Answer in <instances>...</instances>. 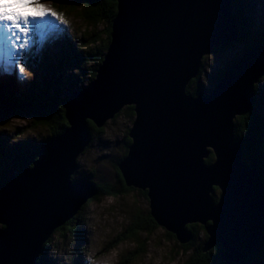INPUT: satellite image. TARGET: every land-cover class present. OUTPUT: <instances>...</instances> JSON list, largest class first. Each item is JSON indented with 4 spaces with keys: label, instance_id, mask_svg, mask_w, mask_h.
<instances>
[{
    "label": "water",
    "instance_id": "obj_1",
    "mask_svg": "<svg viewBox=\"0 0 264 264\" xmlns=\"http://www.w3.org/2000/svg\"><path fill=\"white\" fill-rule=\"evenodd\" d=\"M118 3L96 79L65 105L68 128L2 190L0 264H40L55 232L99 195L96 184L73 180L92 143L89 123L101 129L127 107L133 142L119 170L127 187L148 193L156 223L182 245L194 239L188 226L200 224L204 251L221 246V263L264 264V180L235 137L236 118L254 110L264 44L245 50L210 94L194 96L187 89L204 58L246 36L235 0Z\"/></svg>",
    "mask_w": 264,
    "mask_h": 264
},
{
    "label": "rangeland",
    "instance_id": "obj_2",
    "mask_svg": "<svg viewBox=\"0 0 264 264\" xmlns=\"http://www.w3.org/2000/svg\"><path fill=\"white\" fill-rule=\"evenodd\" d=\"M42 2L57 15L63 14L67 23L61 24L55 17H49L48 19L53 22L51 26L46 25L39 31H32L29 37L30 44L23 50L24 54L18 57L20 63L13 65L12 56L6 51L0 50V80L4 77L15 78L26 91L33 87L32 89L40 96L39 99L42 100V103L47 102L46 99L54 100L49 103L60 108L59 106L65 99L66 105L70 96L80 91L83 85L86 87L91 85L96 79L89 81V74L83 76L78 61L74 57L73 49V46L78 48L83 42L87 43L83 36L92 29L83 18L86 14L83 8L75 6V10L67 8L62 11L57 7L58 4L54 3L57 6L53 5V0H42ZM242 6L247 7L246 10L249 9L252 20L249 23V19H242L241 25L250 34L258 35L261 29H264V0H249V2L242 0ZM106 23H99L93 29L103 32L107 27ZM242 38L239 37L231 49L216 51L204 58V67L201 68V74H199L200 87L203 92L210 94L218 85L223 70L231 68L235 60L243 57L249 43L247 35ZM87 45L89 43L83 44V46ZM17 49H19V45H17ZM21 63L25 68L24 73L20 72ZM93 65L91 63L87 67L91 69ZM80 77H83V83L77 81ZM192 82L188 89L193 87ZM17 93L21 95L24 91ZM18 97L22 98V96ZM261 99L264 104V77L256 84L255 91V100ZM243 117H237L235 122L240 124ZM134 121L135 117L130 118L125 112H122L119 118L108 122L103 127L105 131L102 137L95 136V140L92 138L89 148L78 159V168L74 175L75 182L86 181L93 172L97 182L105 181L119 187L120 190L122 189L118 182V170L114 166L120 158L125 156V150H128L129 153V147L127 148L125 140L129 138L131 143L133 142L128 133L130 134ZM238 129L240 128L238 127ZM0 133L7 136V141L10 144L24 140L41 143L50 134L43 123H40L39 119L33 115L15 119L10 124L0 125ZM215 161V154L212 153L206 162L211 165ZM8 167L12 179L22 173L11 164ZM120 193L119 196L114 197L101 195L102 197L99 198L98 196L89 206L83 208L76 216L77 221H75L79 229V237L75 234L68 235L67 232L65 234L64 230L55 232L49 251L51 264L189 263L195 253H186L182 248L183 245L177 239L170 237L168 235L170 232L161 226L158 229L155 227L152 233H142L140 243L133 239L126 240L125 236H129L134 215H140L142 219L149 220L151 205L148 195H145L142 190L125 191L123 189ZM220 194H222L221 189L216 187L213 194L214 199L219 201ZM1 228L0 225V230ZM198 229L200 231L197 239L195 238L196 245L205 242V248L209 237L207 239L208 235L204 226L199 224ZM119 237L120 240L117 239ZM115 243L118 246L112 249L111 247ZM137 251L140 252V255L136 254Z\"/></svg>",
    "mask_w": 264,
    "mask_h": 264
},
{
    "label": "trees",
    "instance_id": "obj_3",
    "mask_svg": "<svg viewBox=\"0 0 264 264\" xmlns=\"http://www.w3.org/2000/svg\"><path fill=\"white\" fill-rule=\"evenodd\" d=\"M52 1V0H51ZM239 1V4H238ZM249 2V0H247ZM238 5L237 9L240 13L241 20L249 19V23L252 20L249 9V4L247 7L242 6V0H235ZM53 5L58 4L57 7L61 8L62 11L64 9L70 8V10H75L76 7L83 8L86 11L85 17H83L87 25L92 29L84 34L83 38L87 41V43H82L78 48L73 46L76 61H78L79 69L83 72V76H88V80H94L97 77L98 68L104 61L105 55L108 51V48L111 43L112 36V27L115 18L118 14V0H53ZM55 3V4H54ZM76 6V7H75ZM244 15L247 17H244ZM243 21V20H242ZM107 22V27L103 32L98 31V29H93V27L97 26L99 23ZM247 38L251 41V45H248L246 48V52L249 51L253 46H255L258 42L259 44H264V29L259 32L258 35H252L246 31ZM244 38V37H243ZM242 38V39H243ZM87 46H83V44H88ZM97 45V47H95ZM218 51H227L225 48L217 49ZM216 50V51H217ZM93 63V67L90 69L87 66H90ZM204 64L202 66V69ZM230 68H226L221 73L219 80L223 77V75ZM201 74V73H200ZM79 77V76H78ZM77 77V78H78ZM83 77L77 79L80 83H83ZM193 87L188 89V92L194 96H198L200 91L203 89L200 87V75L193 82ZM85 84V83H84ZM82 86V85H81ZM196 87V88H195ZM33 88V87H32ZM29 89L26 91L22 84L15 78H3L0 80V125L10 124L13 120L27 117L29 115H33L39 119L40 123H43V126L49 131L48 137L42 140L41 143H37L35 141H19L14 142V144H10L7 141V136L5 134L0 133V195L2 193L5 185L12 179L10 174L9 165L11 164L14 168L22 172L26 168L33 167V162L38 158V151L43 147L44 144L47 143L48 140L57 137L64 133V131L68 128L69 124L65 117V102L57 108V106H53V104L47 102L42 103L40 96L33 89ZM35 88V87H34ZM86 86L83 85L82 89H85ZM24 91L23 94L19 95L17 92ZM25 95V97H24ZM18 96H22L19 98ZM130 118L135 117V112L133 107H127L123 110ZM121 114V113H120ZM119 115L116 116L115 119L119 118ZM242 119V118H241ZM235 137L238 142L244 143V162L247 166L252 168H257L261 176L264 180V104L262 103V99L255 102L254 110L252 113L243 117L240 124L235 122ZM238 127L240 129H238ZM90 133L92 135L93 140L96 139L95 136L102 137L104 134V128H98L94 123H89ZM129 135V133H128ZM125 144L127 148L129 144L131 145V141L129 138H126ZM125 146V147H126ZM124 147V148H125ZM125 156L120 158V160L115 163L114 166L118 172L119 184L121 186V190L119 187H116L107 182H97L95 180V173H91L90 178L84 182H92L99 187V198L102 196H119L123 189L126 191L134 190V188H129L126 186V183L123 179V176L119 170V165L121 161L127 157L128 150H125ZM13 168V169H14ZM74 180V177H73ZM80 183V182H76ZM102 195V196H101ZM145 195H148L145 192ZM98 196L94 199L96 200ZM94 200L89 201L86 206H89ZM85 209V208H84ZM133 222L131 224L129 236H125L127 239H133L136 242H141V234L145 232H153L154 228H159V225L153 219L151 214H149L148 219H142L140 215H134ZM75 221L77 218H73L71 221L67 223L64 227L59 230H64L71 235H76L79 237V229L76 225ZM199 225H189V231L193 232L194 239L191 243L187 245H183V250L187 252H194L195 255L189 261L188 264H224L220 262V255L223 251L221 246H218L216 249L205 252L204 251V243L196 245V239L199 235ZM203 229V227H201ZM57 230V232L59 231ZM168 235L174 239H177L175 235L168 233ZM196 238V239H195ZM52 239V238H51ZM120 240L121 238H117ZM208 239V236H207ZM125 240V239H124ZM122 240V241H124ZM118 242V241H116ZM53 244L52 240H49L44 248L42 257L40 259V264H51L49 260V251ZM116 243L112 245V249L117 247ZM110 248V249H111ZM108 253V252H107ZM136 254L140 255V252L137 251ZM144 254V253H143ZM259 254H255L250 258V261H254L259 258ZM263 258V256H262Z\"/></svg>",
    "mask_w": 264,
    "mask_h": 264
},
{
    "label": "snow or ice",
    "instance_id": "obj_4",
    "mask_svg": "<svg viewBox=\"0 0 264 264\" xmlns=\"http://www.w3.org/2000/svg\"><path fill=\"white\" fill-rule=\"evenodd\" d=\"M49 17H55L61 24L67 23L63 14L57 15L42 0H0V50L12 56L13 65L20 63L18 57L24 54L23 50L30 44L32 31L52 25ZM20 72H25L22 63Z\"/></svg>",
    "mask_w": 264,
    "mask_h": 264
},
{
    "label": "bare ground",
    "instance_id": "obj_5",
    "mask_svg": "<svg viewBox=\"0 0 264 264\" xmlns=\"http://www.w3.org/2000/svg\"><path fill=\"white\" fill-rule=\"evenodd\" d=\"M196 88V87H195ZM221 195V194H220Z\"/></svg>",
    "mask_w": 264,
    "mask_h": 264
}]
</instances>
